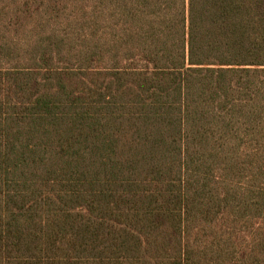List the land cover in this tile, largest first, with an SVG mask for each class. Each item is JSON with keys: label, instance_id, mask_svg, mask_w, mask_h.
<instances>
[{"label": "trees", "instance_id": "obj_1", "mask_svg": "<svg viewBox=\"0 0 264 264\" xmlns=\"http://www.w3.org/2000/svg\"><path fill=\"white\" fill-rule=\"evenodd\" d=\"M0 264H264V0H0Z\"/></svg>", "mask_w": 264, "mask_h": 264}]
</instances>
